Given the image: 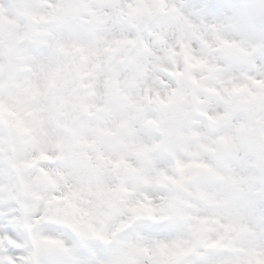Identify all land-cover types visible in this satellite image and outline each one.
<instances>
[{
  "label": "rangeland",
  "instance_id": "1",
  "mask_svg": "<svg viewBox=\"0 0 264 264\" xmlns=\"http://www.w3.org/2000/svg\"><path fill=\"white\" fill-rule=\"evenodd\" d=\"M0 264H264V0H0Z\"/></svg>",
  "mask_w": 264,
  "mask_h": 264
},
{
  "label": "water",
  "instance_id": "2",
  "mask_svg": "<svg viewBox=\"0 0 264 264\" xmlns=\"http://www.w3.org/2000/svg\"><path fill=\"white\" fill-rule=\"evenodd\" d=\"M149 29V25L145 22H138L135 26V32L138 36L144 35L147 30ZM220 124L213 119H207L206 120V128L210 132H217L220 129ZM230 155V150L225 148L222 150H218L212 154V158L216 163H224Z\"/></svg>",
  "mask_w": 264,
  "mask_h": 264
}]
</instances>
